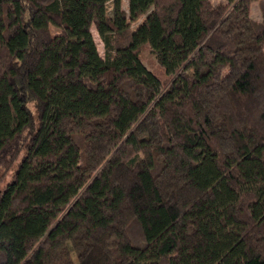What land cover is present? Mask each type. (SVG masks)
<instances>
[{
    "label": "trees",
    "instance_id": "16d2710c",
    "mask_svg": "<svg viewBox=\"0 0 264 264\" xmlns=\"http://www.w3.org/2000/svg\"><path fill=\"white\" fill-rule=\"evenodd\" d=\"M0 264H264V0H0Z\"/></svg>",
    "mask_w": 264,
    "mask_h": 264
},
{
    "label": "rangeland",
    "instance_id": "374dc122",
    "mask_svg": "<svg viewBox=\"0 0 264 264\" xmlns=\"http://www.w3.org/2000/svg\"><path fill=\"white\" fill-rule=\"evenodd\" d=\"M214 4L219 3V2H226V0H211ZM122 7L128 12L129 10V0H122ZM262 4L260 1L254 2L252 4V8H251V16L252 18L256 19V20H261L262 19ZM108 11L110 14L113 13V4L112 2L108 3ZM144 18V16H142L141 18H139L137 21L132 23V28H136L138 26V24L142 21V19ZM92 33L94 36V40L96 42L97 48L100 52V54L102 56H104L105 51H104V43L103 40L101 39L97 29L95 27H93L92 29ZM145 63L149 66V64L147 63V60H145ZM150 67V66H149ZM230 70V66H226L224 68H222L220 70V74L222 76H224L228 71Z\"/></svg>",
    "mask_w": 264,
    "mask_h": 264
}]
</instances>
